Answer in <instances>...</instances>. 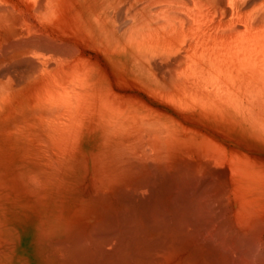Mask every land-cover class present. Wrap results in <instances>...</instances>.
I'll use <instances>...</instances> for the list:
<instances>
[{
	"label": "bare ground",
	"instance_id": "obj_1",
	"mask_svg": "<svg viewBox=\"0 0 264 264\" xmlns=\"http://www.w3.org/2000/svg\"><path fill=\"white\" fill-rule=\"evenodd\" d=\"M0 264H264V0H0Z\"/></svg>",
	"mask_w": 264,
	"mask_h": 264
}]
</instances>
